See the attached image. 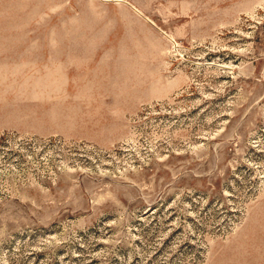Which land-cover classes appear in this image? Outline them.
Here are the masks:
<instances>
[{
	"label": "rangeland",
	"instance_id": "1",
	"mask_svg": "<svg viewBox=\"0 0 264 264\" xmlns=\"http://www.w3.org/2000/svg\"><path fill=\"white\" fill-rule=\"evenodd\" d=\"M0 264H264V0H0Z\"/></svg>",
	"mask_w": 264,
	"mask_h": 264
}]
</instances>
